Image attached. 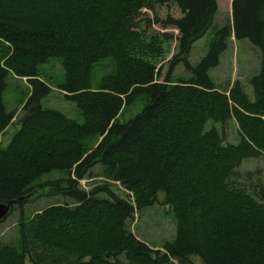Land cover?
I'll return each mask as SVG.
<instances>
[{"label":"trees","instance_id":"1","mask_svg":"<svg viewBox=\"0 0 264 264\" xmlns=\"http://www.w3.org/2000/svg\"><path fill=\"white\" fill-rule=\"evenodd\" d=\"M153 4L180 12L154 20L177 32L164 75L137 55L154 49L141 30L150 21L138 20ZM216 14V0H0V203L10 205L6 218L19 212L17 242L0 244V264H264V188L250 195L233 180L243 161L264 156V0H232L230 21L213 29L191 66V47ZM231 38L258 52L252 95L238 82L219 89L209 76ZM49 59L61 60L57 88L82 123L43 107L51 89L38 68ZM103 61L113 70L93 88ZM178 65L188 76L173 81ZM9 74L26 81L28 94L3 147L15 118L2 101ZM137 101L140 112L119 122ZM231 119L237 144L226 142ZM96 166L106 182L81 189ZM52 172L65 175L39 182ZM55 197L64 202L24 217L25 206ZM157 202L172 213L175 236L152 249L128 224Z\"/></svg>","mask_w":264,"mask_h":264},{"label":"rangeland","instance_id":"2","mask_svg":"<svg viewBox=\"0 0 264 264\" xmlns=\"http://www.w3.org/2000/svg\"><path fill=\"white\" fill-rule=\"evenodd\" d=\"M229 0H218L217 14L213 27L200 40L193 43L189 53V63L196 66L200 59L205 56L207 46L212 38L213 29L217 26L226 25L230 19ZM138 20L147 19L151 25L147 27L142 24L141 30H145V42H152L153 50L144 53H137L138 56L145 58L154 64L155 69L164 75L169 66V61L176 54L177 32L173 29H164L160 23L154 22L155 18L165 20L167 16L179 18V9L174 4L164 6L152 5L151 9H141ZM137 20V21H138ZM169 35L172 39L166 41L162 36ZM144 41V40H143ZM0 53V57H1ZM259 55L257 50L247 41L235 42L230 39L227 50L222 54L219 65L209 72L210 78L219 89L228 90L235 82H238L244 92L252 95L249 86V78L258 71ZM113 70L108 62H100L94 68L92 75V86H97L99 80ZM38 73L40 78L47 83L51 89L50 95L42 101L43 107L55 108L64 113L67 117L82 123L81 116L75 105L63 99L62 93L58 91V85L63 80V68L60 59H49L44 65L39 66ZM173 81L186 78L188 75L181 65L174 68ZM28 94L26 81L9 74L5 79V90L2 95L3 106L7 113L15 111L13 124L2 134V146H6L14 133L19 129V123L23 117L22 106ZM143 101H137L132 106L125 108L119 116V122L124 123L133 118L142 109ZM221 131L220 126H216ZM226 142L229 144L238 143V130L233 119L224 126ZM63 172H52L44 175L39 182L43 183L52 179L64 177ZM235 182L243 185V189L250 195H254L255 188H264V156L257 159H247L243 161L237 169L233 178ZM102 169L100 166L94 167L90 174L79 182L80 188L89 191L95 186L105 183ZM112 190L120 197L125 198L124 192L118 185H112ZM162 195V194H160ZM159 195V196H160ZM64 201L60 198H42L34 204L23 208V215L29 218L41 211L44 207L53 204H61ZM19 218L18 210H14L4 221L0 222V244H14L17 242V221ZM129 230L144 244L152 249H160L165 242H171L175 236V222L172 213L167 207H162L158 202L151 208L145 209L140 215L136 216L128 224ZM196 259V258H195ZM196 261V260H195Z\"/></svg>","mask_w":264,"mask_h":264},{"label":"water","instance_id":"3","mask_svg":"<svg viewBox=\"0 0 264 264\" xmlns=\"http://www.w3.org/2000/svg\"><path fill=\"white\" fill-rule=\"evenodd\" d=\"M10 211V205L0 203V221L4 220Z\"/></svg>","mask_w":264,"mask_h":264},{"label":"crops","instance_id":"4","mask_svg":"<svg viewBox=\"0 0 264 264\" xmlns=\"http://www.w3.org/2000/svg\"><path fill=\"white\" fill-rule=\"evenodd\" d=\"M217 1V4H218V0H216ZM229 2H231L232 3V0H229ZM230 19H231V4H230ZM230 19L228 20V21H230ZM230 41V40H229Z\"/></svg>","mask_w":264,"mask_h":264}]
</instances>
